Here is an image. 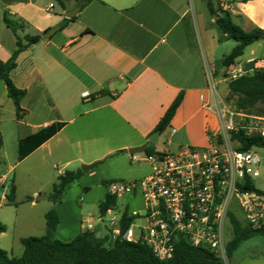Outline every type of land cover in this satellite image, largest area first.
Wrapping results in <instances>:
<instances>
[{"label":"crops","instance_id":"obj_1","mask_svg":"<svg viewBox=\"0 0 264 264\" xmlns=\"http://www.w3.org/2000/svg\"><path fill=\"white\" fill-rule=\"evenodd\" d=\"M62 2L64 7L54 0H0L2 62L16 50L17 39L24 45L25 36L41 37L19 53L10 74L14 86L25 91L20 120L0 82L2 162L6 140L16 149L15 162L8 165L0 183L13 173L16 184L23 174L28 182L53 185L64 172L81 171V165L116 155L128 157L127 149L150 144L148 137L179 94L182 101L168 128L152 145L154 152L165 147V139L170 142L169 150L205 148L220 133L214 108L206 106H213L216 100L233 106L227 100V70L239 67L245 75L264 70V40L247 46L230 67L222 65L235 42L220 32L217 15H210L206 6L210 2L218 15L229 13L233 24L246 33L264 32V0H92L74 20L44 38L46 31L59 27L76 3ZM4 17L22 29L13 33ZM261 106L264 103L256 108ZM250 115L264 118V112ZM57 123L63 124L60 131L17 161L21 138ZM172 129L175 133L171 135ZM81 189L84 193L90 190ZM7 195L2 193L0 200ZM51 208L59 219L58 240L68 242L82 232L83 220L70 219L64 232L69 237L59 239L62 219L57 203ZM236 219L244 224L238 215ZM72 223H77L73 230ZM95 232L98 236L99 231ZM236 253L231 264H264V250L241 257Z\"/></svg>","mask_w":264,"mask_h":264},{"label":"built area","instance_id":"obj_2","mask_svg":"<svg viewBox=\"0 0 264 264\" xmlns=\"http://www.w3.org/2000/svg\"><path fill=\"white\" fill-rule=\"evenodd\" d=\"M243 75L239 67L227 70L228 80ZM206 108L216 112L219 135L205 148L185 146L170 151L166 141L161 151L143 157L131 155L132 161L147 163L150 173L140 180L106 184V194L116 203L96 219L92 215L83 219L82 232H95L101 226L111 244H143L160 261L173 257L175 242L181 238L213 252L225 264L230 215L237 218L239 211L245 225L264 230V192L243 189L248 180L258 176L260 158L255 147L238 151L239 143L232 139L239 132L264 138V118L223 101L216 100ZM174 133L172 129L170 134ZM124 197L139 198L140 209L131 210L127 203L119 209L117 199ZM124 215L130 222L121 231Z\"/></svg>","mask_w":264,"mask_h":264},{"label":"trees","instance_id":"obj_3","mask_svg":"<svg viewBox=\"0 0 264 264\" xmlns=\"http://www.w3.org/2000/svg\"><path fill=\"white\" fill-rule=\"evenodd\" d=\"M60 7L63 6L62 0H54ZM77 1V0H75ZM92 0H86L83 7ZM243 2L250 0H242ZM210 15H217L215 24L220 32L227 39L235 42V46L230 53L224 57L222 65L230 67L234 61L239 58L244 49L254 42L264 40V32L257 30L252 33L244 32L239 26L231 21L227 12H220V15L214 11L210 2L206 3ZM63 18L58 30H61L68 22L75 19ZM6 26L15 33L22 29V26L16 22L9 21L4 17ZM47 32V31H46ZM40 36H25L23 45L19 39L16 42V50L6 62L0 60V82H3L6 88L7 96L11 100L17 120H20L24 110L20 108V101L25 95V91L16 88L10 78L11 72L16 68V58L27 46L37 43ZM227 100L233 106L248 114L255 113L256 106L264 103V70L259 69L250 74L243 75L236 79H230L227 84ZM182 101V94H179L153 130L162 134L169 126L177 108ZM63 124L57 123L44 127L34 134L21 138L17 144V161L20 162L47 140L52 138ZM232 139L239 143L238 151H247L252 147L264 148V138L259 136L246 137L242 132L234 134ZM2 140L0 139V148ZM123 153V151L117 152ZM154 153V147L147 144L144 149L145 155ZM82 175L81 171H66L59 175L56 182L52 185L51 192L48 194H38L36 198L26 197L21 203H35L39 200H48L52 203H58L61 196L69 184L78 180ZM105 184V183H104ZM244 190H254L259 192L251 181H247L243 187ZM15 185L10 186V193L5 197L9 204L17 206L14 202ZM116 203L114 197L105 194L103 200L98 205L100 215H104L108 209ZM45 228L44 234L40 237H26L20 239L23 251L20 257H10L0 249V264H224L213 252L188 244L183 239H177L173 257L167 261L156 259L151 250L140 243H129L125 241H116L113 244L108 242L107 238L99 239L95 232H81L68 242H62L55 238L56 229L59 223L56 212L51 209L44 215ZM130 219L124 215L121 221V231H124L129 225ZM231 237L227 242L225 254L229 260L236 252L239 246L255 237H264V230H253L244 225L234 216L230 215ZM6 231L5 225L0 223V234ZM111 244L106 247L104 244Z\"/></svg>","mask_w":264,"mask_h":264},{"label":"rangeland","instance_id":"obj_4","mask_svg":"<svg viewBox=\"0 0 264 264\" xmlns=\"http://www.w3.org/2000/svg\"><path fill=\"white\" fill-rule=\"evenodd\" d=\"M219 90L222 92L223 87L220 86ZM255 111L264 112V106L257 107ZM165 141L168 140L165 139ZM156 148L160 149L159 145ZM170 151H174V149H170ZM255 151L261 163L258 168V176L253 178L252 183L258 191L264 192V148H256ZM134 155L143 157V153ZM2 157L3 155L0 154V178L6 173L8 165H12L16 159V149L12 141L6 140L4 162H2ZM128 157L116 155L104 159L91 170L82 173L80 178L65 191L61 201L57 203V210L62 219L57 236L59 239L64 240L66 239L65 237H69V234L67 236L64 234L65 222L67 220L75 218L77 222H80L88 215H92L95 219L97 218L99 213L98 205L103 200V196L107 191L106 184L114 181L131 182L140 180L150 173V167L147 163L131 161L130 155ZM22 169L23 166L18 167L17 172ZM12 179L13 173H10L7 175V179H4L0 183V196L2 193L9 194L11 183H14L16 188L14 202L18 203L17 206L8 204L0 207V223H3L7 228L6 233L0 236V249L6 251L11 257H19L23 251L19 239L42 236L45 228L44 214L53 209L51 208L53 203L45 199L33 204L21 203V201L26 197L36 198L38 194H48L51 192L52 182H28L23 177V174L18 184L15 181L12 182ZM84 186L90 189L88 193L82 191L81 188ZM126 203L129 204L131 210H139L141 207L139 198L136 200L127 197L117 199L119 209ZM237 215L239 218L242 217L239 211ZM76 225L77 223H72L71 229L73 230ZM97 230L99 231L97 238H107L109 240L105 229L103 230L101 227H98ZM226 232V240L229 241L231 237V226L229 224L226 226ZM104 245L106 247L111 246L108 243ZM249 246H257L258 248L250 249ZM262 248H264V237L255 236L253 240L245 241L240 245L239 249L236 250V256L241 257L247 254H257L264 250ZM225 264H231L230 259Z\"/></svg>","mask_w":264,"mask_h":264},{"label":"water","instance_id":"obj_5","mask_svg":"<svg viewBox=\"0 0 264 264\" xmlns=\"http://www.w3.org/2000/svg\"><path fill=\"white\" fill-rule=\"evenodd\" d=\"M85 3H86V0H77L75 5L73 6V8H71L69 11H67L65 13V18L71 19L72 17L76 16ZM214 18H216V16H214ZM57 30H58V27H55V28L49 30L48 32H46L45 34H43L42 36L44 38H49ZM159 135H160L159 132L152 133L148 137V143H150L151 145H156ZM144 149H145V146H140V147H136V148H129V149H127V153L129 155L144 153ZM98 164H99V162H94V163L88 164V165H81L80 170L83 173H85V172L91 170L92 168H94ZM8 204H9V200H7L6 198L0 200V205H8Z\"/></svg>","mask_w":264,"mask_h":264}]
</instances>
